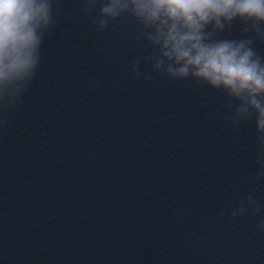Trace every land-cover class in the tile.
Here are the masks:
<instances>
[{"label": "water", "instance_id": "obj_1", "mask_svg": "<svg viewBox=\"0 0 264 264\" xmlns=\"http://www.w3.org/2000/svg\"><path fill=\"white\" fill-rule=\"evenodd\" d=\"M100 0H52L41 45L104 104L149 159L196 230L214 264H264V150L254 116L222 89L152 67L144 29L130 15L97 24ZM234 21L217 37L249 38L264 58V35ZM235 119V122H234ZM251 196L255 214L230 213Z\"/></svg>", "mask_w": 264, "mask_h": 264}, {"label": "clouds", "instance_id": "obj_2", "mask_svg": "<svg viewBox=\"0 0 264 264\" xmlns=\"http://www.w3.org/2000/svg\"><path fill=\"white\" fill-rule=\"evenodd\" d=\"M122 14L145 30L152 67L171 78L193 77L239 101L234 118L254 116L264 146V58L249 38L217 37L234 21L264 35V0H100L97 24ZM53 23L52 0H0V105L15 106L40 62L43 32ZM235 122V119H234ZM257 176L264 175V150ZM252 214L248 196L230 215ZM264 231V217L256 225Z\"/></svg>", "mask_w": 264, "mask_h": 264}]
</instances>
